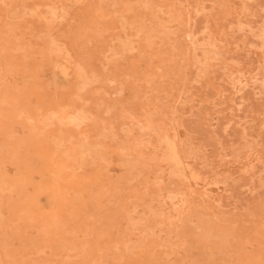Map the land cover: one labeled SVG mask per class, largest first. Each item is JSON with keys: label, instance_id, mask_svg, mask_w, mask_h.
I'll use <instances>...</instances> for the list:
<instances>
[{"label": "rangeland", "instance_id": "obj_1", "mask_svg": "<svg viewBox=\"0 0 264 264\" xmlns=\"http://www.w3.org/2000/svg\"><path fill=\"white\" fill-rule=\"evenodd\" d=\"M95 5L97 7L94 8L93 6ZM51 9L53 11H51ZM47 10H50L51 13ZM84 13L88 14L89 16ZM29 23L32 24L29 25ZM137 29L138 31H136ZM142 30H144V33ZM45 33H48V35H45ZM146 34L147 36L150 35V37L147 38ZM154 34L156 38L154 37ZM77 37L79 38L76 39ZM142 37H144V39ZM74 40L76 43L73 42ZM166 40H169V43ZM11 41L15 44H12ZM161 42L164 43L165 46H163L164 44ZM8 43L9 46H7ZM13 45H15V47ZM0 46H2L0 47V94H2L0 95V101H2V104L0 103V137H2L1 140L6 139L5 142H3L4 140H0V153L5 151L8 152H5L6 154L3 153L4 156L3 154L2 156L0 155V174L2 173L0 175V183L1 179L2 182L6 180L4 185L3 183L2 186L0 184V264H130L132 261L135 262L134 264H140L139 261L141 264H190V261L191 264H239V262L241 264H244L243 262L246 264H251L253 260L254 264L257 262L259 264H264V258L259 255L264 253V243H262L261 240L260 242L258 240L259 238L264 241V237H262L264 236V233H262L264 232V230H262L264 229V216H261L264 215V0H0ZM147 47L148 49L150 47L152 48L148 50ZM4 48H6L7 52L4 50ZM142 48H144V50ZM151 49H155L154 51L156 52L153 50L150 51ZM139 50L143 53H140ZM165 50L167 53H165ZM147 52L150 53L148 54ZM151 54H156V57L152 56ZM165 54L170 57H166ZM50 55L53 58H50ZM139 55L140 57H138ZM147 55L152 57L149 56V58H145ZM158 56L163 57L161 60L162 62L159 61ZM137 58L139 59L137 60ZM157 58L158 64L156 62ZM212 58L213 60H211ZM16 60L19 61L17 62ZM139 60L144 61L143 63H140ZM27 61H29L28 65L31 64V66L26 65ZM131 62H133V64ZM145 62L146 64L151 63V65L148 64V67H151V71L154 63L158 66L155 67L154 65L153 68L156 69L155 72H159V69L163 70L159 72L160 74L157 72L154 73V71L151 72V74L148 72L150 70ZM43 63L45 65H43ZM160 63L162 65L165 63L167 66H162ZM3 64H5V66H3ZM13 64L14 66H12ZM37 65L38 67H36ZM28 68L32 69L29 70ZM170 69L172 75L170 74ZM135 70L139 71V73H136ZM163 71H166L167 73H163L165 76L162 75ZM130 72L134 74L132 75ZM81 73L83 76H80ZM121 74L124 76L122 75L120 77L119 75ZM128 75H131V77ZM152 75L154 77H152ZM161 75L163 76L162 78ZM145 76H147V78ZM118 77H124L122 80L124 81L125 79L126 81L123 82ZM148 77L151 78L152 81ZM141 78L142 80H144V78L146 79L142 81ZM172 78L173 80H171ZM83 79H85L84 81L87 80L88 82L86 81V83H84ZM134 79L138 82H136ZM149 80L151 81L150 83ZM166 80L167 82H164V86L162 88L161 85H163V81ZM19 84L20 87L17 86ZM37 84L38 86H36ZM136 84L140 85L137 86ZM165 84L168 85L166 86ZM147 86L150 87L148 88ZM170 86L172 88H170ZM136 87H139V90L142 92V94H140L141 92ZM93 89L94 91L96 89L97 92H94ZM144 90L145 92H143ZM126 92L131 93V96H129V93ZM27 93L28 95L26 96ZM99 93H102L103 95H99ZM144 96L147 97L144 98ZM99 97L100 99H98ZM79 98L84 99L80 100ZM88 98L90 99L89 101ZM106 98H108V100ZM134 99L140 100L141 103ZM46 100L49 101H47L49 104L46 102ZM119 100H121V102L123 101V104H120ZM41 101H45L44 104ZM69 101H71V103ZM104 101L106 103H104ZM95 102L99 105L103 104V106L101 105L102 108L99 106V109L97 106L98 104ZM117 102L120 105H115ZM68 103L69 105H67ZM107 103H109V106ZM10 104H12V106ZM124 104L128 106L126 107ZM89 105L92 108H90ZM121 105L124 108L126 107V111L123 110L124 108ZM45 106L48 109H46ZM104 106L107 107L104 108ZM134 106L137 109H134ZM83 108L84 111H82ZM117 108L119 112L118 110L116 111ZM85 109H87L86 112ZM17 110H19V112ZM97 110H101V112ZM141 110L143 112H141ZM46 111L50 113L48 114ZM75 112L79 114V116ZM90 112H93L94 114L90 115ZM96 112L98 114H95ZM121 112H123V114ZM132 112H134L136 115H134ZM60 113H62V115ZM130 113H132L134 116L132 115L130 117ZM55 114H57L56 118L54 117ZM108 114L111 116V118ZM42 115L44 116L41 117ZM98 115L103 116V118L106 116L107 117L102 119L101 117L99 118ZM15 116H18V118ZM132 117L137 120L135 121L132 119ZM45 119L49 122H53L54 124H50ZM149 119L155 122L152 121L150 124L148 123L150 122ZM103 120L104 123L106 122L105 126L103 125ZM138 121L139 123L142 122L143 124L140 123V125ZM10 122H12V124ZM56 122H60L61 124L59 123V125ZM114 122L118 124H115ZM145 122H147V124H145ZM70 124H72V126ZM148 124H150V127ZM31 125L33 127L35 126L36 130L32 128ZM84 126L89 127L87 128ZM125 127H127L128 130L127 128L125 129ZM57 128H59V131ZM33 129L36 134L33 133ZM80 131L82 133H80ZM56 132L60 133V135ZM86 132L88 133L86 134ZM136 132L140 135L138 134V136ZM3 133L6 134L3 135ZM32 133L38 137L35 135L33 136ZM154 133H159L158 138ZM64 134L65 137L66 135L68 136L66 138L64 137L65 139L63 138ZM122 134L126 135L127 137ZM5 136L6 138H3ZM30 137L31 140L29 139ZM93 137L94 140L92 142L91 139H93ZM18 138L19 140H17ZM20 138L23 140H21L22 142L20 141ZM124 138L125 140H123ZM159 138L161 141H159ZM162 138L165 140L162 141ZM87 139L88 143H86ZM128 139L130 140L128 141ZM131 139L134 141L132 140L133 142H131ZM80 140H82V143H79V147V144L77 143L80 142ZM83 140L89 146H86L85 143H83ZM146 140H148V142ZM8 142H10L12 145L10 146ZM95 142H98V145L101 143V147L100 145L99 147H95L98 146L97 144L94 145ZM110 142H112L111 145H113L114 148L110 145ZM5 143L6 146H4ZM32 143H34L35 146L37 145L39 148H37V146L34 147ZM54 143L57 146H55ZM104 143H106L108 146L110 145V147L113 149H110V147L106 148ZM150 144L152 145L150 146ZM28 145L31 148H28ZM43 145H46L47 148L44 147L43 151H40V148L42 150ZM116 145H118V147ZM163 145H166V147ZM81 146L83 147L82 150ZM16 147H19L18 150ZM21 147H25V149ZM49 147L53 150H50ZM67 148L68 152L66 151ZM84 148L85 152L83 150ZM101 148L105 150V152ZM57 149L59 150V153L55 151ZM61 149H66L65 153H68V155L62 154L63 152H60ZM136 149H138L137 152ZM32 150L35 154L31 152ZM89 150H93V152L94 150L97 152L100 150V152L97 153L95 151L94 154H96L94 155L93 152L89 154ZM167 150L168 152L170 151L169 154ZM101 151H103L105 154ZM23 152H25L24 156L21 155ZM48 152L50 154H48ZM75 152L78 154L76 156L74 155L75 157H71V155L73 156ZM160 152H162V154ZM37 153L39 155H36ZM138 153H140V155L142 153V155L140 156ZM11 154L12 156L14 154L15 155L12 157ZM46 154L49 156L47 157ZM79 154L86 160L88 158L87 161L83 159V157L80 158V162H86L81 166L79 165L81 163L78 162L79 157H81ZM64 155H67V157ZM88 155L91 156L89 157ZM10 156L13 160L10 158ZM68 156L70 157L68 158ZM104 156L106 157L108 165L105 164L106 161H102L105 158ZM59 157L60 159L61 157L64 159H61V161ZM120 157L123 159V161ZM132 157L135 158V160ZM130 158L132 160H130ZM8 159H10V161ZM158 159H160V161ZM142 160L143 162L146 161V163L138 162ZM118 161H120V164L116 163ZM51 162L53 163V166L55 164V166L58 165V168L55 166L53 167ZM61 164H64L65 166ZM86 164H90L89 167ZM38 165L41 166L39 167ZM48 165L49 167L47 168ZM83 165L84 167L82 170ZM97 165L100 167L102 174L100 173L99 167ZM127 165H130V167ZM23 166H26L24 168L25 174L23 173ZM66 166H68L67 170ZM175 167L179 168L175 169ZM94 168H97V174L95 173L96 169ZM16 169L19 173L16 171ZM55 170L56 172H54ZM30 171L32 173H30ZM76 171H79L78 174ZM83 171L86 174H84ZM181 171H183V173ZM5 173L6 176H4ZM14 173H16V175ZM44 173L47 175V178H45L46 175L42 176ZM59 173L61 175L63 174V176L53 175ZM92 173H94V175ZM50 174L55 178H57V176L60 177V179H57L58 183H53L55 178L52 180V176ZM67 174H69V177ZM87 174L92 177L93 180H90V178L88 179ZM79 175H82V177ZM83 175L86 178H84ZM168 175L171 176L168 177ZM18 177L20 178L18 179ZM112 177L117 178L118 181H115V179L113 180ZM23 178L29 181H25ZM42 178L45 179L42 180ZM75 178H77V180ZM133 178L134 181L132 180ZM178 178L179 181L177 180ZM22 179L25 182H23ZM67 179L70 180L68 181ZM72 179L77 181V183L75 182V186L74 182H72ZM18 180L21 181L19 182ZM82 180L85 182L87 181L91 185L87 182L84 183ZM127 180L130 181L128 182ZM66 181L70 182V186H66V184H68ZM112 181H114V183ZM22 182L25 183V185ZM40 182L42 183L40 184ZM47 182L50 183L49 186L52 191L48 189L49 186ZM93 182L97 185H95ZM130 182L132 184H130ZM27 183L29 188L27 187ZM78 183L84 186L82 187ZM21 184L22 186H20ZM64 185L66 188H64ZM85 185L91 187L88 189V187L86 188ZM31 186L34 189L36 188V190L38 189L37 191H40H34ZM39 186H43L41 187L42 189H40ZM78 186L82 188H79ZM96 186H98V188ZM99 186L103 187L104 189ZM117 186H120L121 188H118ZM20 187L23 189L22 191L19 190L21 195L17 190V188L20 189ZM57 187H59V189ZM107 187H109L108 190ZM129 187L131 189L130 192L128 191ZM24 188L26 190H24ZM54 189L58 191V193L54 194V192H56L53 191ZM60 190H65L66 193L64 191L61 193ZM74 190L77 192L79 191L78 194H76ZM104 190H107L106 194L103 192L105 195H102V191ZM50 192H53L52 194L55 198L53 196H49L52 195ZM137 192H139V195ZM140 192L143 194H140ZM59 193H61V195H58ZM73 193L74 199L72 198ZM29 195H31V197H29ZM60 196L62 198H60ZM63 196L66 198L67 202L65 199L63 200ZM125 196L128 198L131 197L132 201ZM137 196H141L140 198L142 202ZM33 197H35V202L32 201ZM97 197L99 199H97ZM113 198L114 200H112ZM133 198L135 199L134 201ZM29 199L32 201V203H30L31 201ZM57 199L60 200V202H58ZM53 200H56L55 203ZM97 200L99 202H97ZM144 200L147 203H143ZM9 201L11 206L8 205ZM72 201L77 203L74 204ZM69 203H72L71 206H69ZM120 203L122 204L120 205ZM20 204H22L20 206L21 209L19 207ZM30 204H32V206ZM48 204L50 205L48 206ZM59 204L61 205L58 206ZM85 204H87L89 207L85 206L84 209ZM80 205H82V208L78 209V206L81 207ZM57 206L59 207L58 209ZM108 206L110 208H108ZM68 208H70V210ZM131 208L133 209L130 211ZM194 209H196V212H194ZM65 210L66 212H64ZM125 210L128 213H125ZM52 211L54 214H51ZM185 211L187 213H185ZM114 212H117L115 213L117 216L114 214ZM121 212L122 214H120ZM198 213H201L200 215L202 216H200ZM190 214L192 215V218L190 217ZM40 215L41 219H44L45 221L39 219ZM196 215H199L198 217L202 220L198 219ZM214 215H216L217 218H215L216 216L214 217ZM48 218L51 220L48 221ZM73 218L75 220H73ZM210 218H214L212 220L213 222H211ZM106 219L108 220L106 221ZM129 219H132L131 221L133 224H130L131 221ZM145 219L149 222L155 220L153 222L154 224L152 222L149 223L152 225L150 227ZM216 220L219 221H217L219 223L218 225ZM245 220L247 222H251V224H247ZM224 221L227 223L230 221L231 224L229 223L227 225L226 222V224H224ZM47 222H49V224ZM83 222L85 223L84 227L82 225ZM136 222H139V225L136 224ZM233 222L235 224H233ZM207 223H209L210 227H208ZM46 224H48V227ZM62 224L65 226V228H63L64 226ZM222 224L225 226L223 227ZM92 225L95 226L93 227ZM213 226H216L215 228L218 231H214L215 228ZM211 227L213 231L211 230ZM69 228H72L71 233V229ZM73 228L76 231H74ZM139 228L142 229V232H140ZM207 228H210L209 230L212 234H209L210 231ZM222 228L229 230V235L227 237V232L225 233L223 231L226 229ZM127 229H129V231ZM258 229H260V231ZM64 230H66L69 234L65 233L66 231L64 232ZM132 230L133 232H131ZM207 231L208 233H206ZM44 232L45 234L43 235ZM61 232L63 234H61ZM150 232L151 234H149ZM193 232H197V235H195L196 233ZM213 232H215V234ZM230 232L234 236H231ZM198 234L201 235L199 236ZM205 234L207 239H211H209V242L211 241L210 243H212L214 239L216 241L210 245L208 240L205 239L206 237L204 238ZM73 235L75 236L73 237ZM142 235L144 237H142ZM218 235L221 237L223 236L224 238L222 239L220 237L218 240ZM257 235H259L258 238ZM251 237L254 238L253 241ZM81 238L83 239V242ZM203 238L205 241H203ZM247 238L248 240H246ZM255 238H257V240ZM86 239L87 241H85ZM182 239L184 241H182ZM194 240L196 242H203L197 243L201 245L199 246ZM121 241V244L123 245L120 247L118 242L120 243ZM190 241L191 244H193L191 245L192 247L189 245ZM235 241H239L241 243L240 245L238 242L239 244L237 249L233 248V246L237 244ZM248 241L252 243L248 244ZM174 242H177V245L176 243L173 244ZM225 243L228 244V247L225 245ZM260 243L262 245H260ZM138 244L144 245L143 247L148 248H143ZM175 245L176 248L174 247ZM178 245L180 248H178ZM194 245H197L198 247L196 246V248H194ZM223 245H225L227 248ZM182 246L184 248H181ZM234 247H236V245ZM181 249L182 252H186L191 258L186 253H183L184 255L182 254L180 256L182 253ZM187 249L188 251H186ZM67 250L71 251L68 253ZM164 250L168 251V253L166 252L164 254ZM122 253L125 254L122 255ZM127 253L129 255V259L126 257L128 256L126 255ZM253 254L256 256L255 258ZM147 255L151 256L146 257ZM186 255L189 258H187ZM140 256L141 260L138 259ZM262 256H264V254H262ZM130 257H136L135 259L138 263L133 260L134 258ZM181 258H186V260H182ZM201 258H203V261ZM240 258L242 260H240ZM249 258L251 262H249ZM205 259L207 260L206 262H204ZM153 260L154 262L156 261V263H153ZM188 260L190 261L188 262ZM226 260L228 263H224Z\"/></svg>", "mask_w": 264, "mask_h": 264}, {"label": "bare ground", "instance_id": "obj_2", "mask_svg": "<svg viewBox=\"0 0 264 264\" xmlns=\"http://www.w3.org/2000/svg\"><path fill=\"white\" fill-rule=\"evenodd\" d=\"M22 1H23V0H22ZM91 2H92V1H91ZM144 4H145V3H144ZM20 5H23V4H20ZM38 6H39V5H38ZM43 6H44V5H43ZM89 6H90V5H89ZM35 7H36V5H35ZM48 7H49V6H48ZM93 7L95 8V7H97V6L95 5V6H93ZM15 9H17V8H15ZM45 9H46V8H45ZM85 9H87V8H85ZM41 10H42V9H41ZM88 10H89V9H88ZM88 10H87V11H88ZM29 11H30V10H29ZM43 11H45V10H43ZM47 11L50 12V10H47ZM51 11H53V10L51 9ZM92 11H93V10H92ZM38 12H39V11H38ZM93 12H94V11H93ZM160 12H161V11H160ZM39 13H40V12H39ZM39 13H38V14H39ZM45 13H47V12H45ZM45 13H43V14H45ZM50 13H51V12H50ZM86 13H88V12H86ZM86 13H84V14H86ZM47 14H48V13H47ZM88 14H89V13H88ZM88 14H86V15H88ZM40 15H41V14H40ZM40 15H39V16H40ZM45 15H46V14H45ZM51 15H52V14H51ZM31 16H32V15H31ZM42 16H43V15H42ZM88 16H89V15H88ZM90 16H91V15H90ZM35 17H36V16H35ZM40 17H41V16H40ZM43 17H44V16H43ZM33 18H34V17H33ZM36 18H38V17H36ZM44 19H45V18H44ZM90 19H91V18H90ZM235 19H236V18H235ZM37 20H38V19H37ZM44 21H45V20H44ZM53 22H54V21H53ZM112 22H113V21H112ZM31 24H32V23H31ZM31 24L29 23V25H31ZM109 24H110V23H109ZM36 25H38V24H36ZM112 25H113V24H112ZM34 26H35V24H34ZM38 26H39V25H38ZM44 26H45V25H44ZM80 26H81V25H80ZM240 26H241V25H240ZM107 27H108V26H107ZM115 27H116V26H115ZM32 28H33V26H32ZM44 28H45V27H44ZM109 28H111V27H109ZM116 28H117V27H116ZM137 28H138V27H137ZM236 28H237V27H236ZM34 29H35V28H34ZM139 29H140V28H139ZM163 29H164V28H163ZM222 29H223V28H222ZM101 30H102V29H101ZM136 31H138V29H137ZM143 31H144V30H142V32H143ZM147 32H148V30H147ZM149 32H150V31H149ZM259 32H260V31H259ZM7 33H8V32H7ZM79 33H80V32H79ZM143 33H144V32H143ZM143 33H142V34H143ZM145 33H146V30H145ZM150 33H151V32H150ZM162 33H163V32H162ZM225 33H226V32H225ZM249 33H250V32H249ZM46 34L48 35V33H45V35H46ZM147 34H148V33H147ZM147 34H146V36H147ZM151 34H152V33H151ZM158 34H159V33H158ZM139 35H140V33H139ZM186 35H187V34H186ZM208 35H209V34H208ZM221 35H222V34H221ZM228 35H229V34H228ZM78 36H79V35H78ZM144 36H145V35H144ZM151 36H152V35H151ZM226 36H227V35H226ZM261 36H262V35H261ZM50 37H51V36H50ZM50 37H49V38H50ZM149 37H150V35L147 36V38H149ZM152 37H153V36H152ZM154 37H155V34H154ZM74 38H75V36H74ZM78 38H79V37H77L76 39H78ZM142 38L144 39V37H142ZM155 38H156V37H155ZM192 38H193V37H192ZM257 38H259V37H257ZM53 39H54V38H53ZM76 39H75V40H76ZM167 39H168V38H167ZM3 40H4V39H3ZM75 40H74L73 42L76 43ZM8 41H9V40H8ZM77 41H78V40H77ZM140 41H141V40H140ZM161 41H162V40H161ZM166 41H167V40H166ZM168 41H169V40H168ZM168 41H167V42H168ZM11 42H12V41H11ZM52 42H53V41H52ZM80 42H81V41H80ZM164 42H165V40H164ZM213 42H214V41H213ZM9 43H10V42H9ZM9 43H8V45H7V44H6V45L9 46ZM49 43H50V42H49ZM137 43H139V42H137ZM144 43H145V42H144ZM161 43H162V42H161ZM168 43H169V42H168ZM170 43H171V42H170ZM195 43H196V41H195ZM4 44H5V41H4ZM12 44H15V43L12 42ZM57 44H58V42H57ZM59 44H60V43H59ZM162 44H164V43H162ZM213 44H214V43H213ZM43 45H44V44H43ZM43 45H42V46H43ZM74 45H75V44H74ZM137 45H139V44H137ZM166 45H167V44H166ZM169 45H171V44H169ZM192 45H193V44H192ZM2 46H4V45H2ZM2 46H0V47H2ZM13 46L15 47V45H13ZM139 46H140V45H139ZM151 46H152V45H151ZM163 46H165V44H164ZM193 46H194V45H193ZM193 46H192V47H193ZM222 46H223V45H222ZM5 47H6V46H5ZM45 47H46V45H45ZM145 47H146V46H145ZM169 47H170V46H169ZM208 47H209V46H208ZM29 48H30V47H29ZM135 48H136V47H135ZM150 48H152V47H150ZM150 48H149V49H150ZM163 48H164V47H163ZM41 49H42V47H41ZM136 49H138V48H136ZM139 49H140V48H139ZM142 49L144 50V48H142ZM142 49H141V50H142ZM145 49H146V48H145ZM147 49H148V47H147ZM149 49H148V50H149ZM159 49H160V48H159ZM170 49H171V47H170ZM193 49H194V48H193ZM256 49H257V47H256ZM4 50L6 51V48H4ZM44 50H45V49H44ZM152 50H153V49H151L150 51H152ZM154 50H155V49H154ZM154 50H153V51H154ZM161 50H162V49H161ZM8 51H9V50H8ZM39 51H40V50H39ZM157 51H158V50H157ZM170 51H171V50H170ZM6 52H7V51H6ZM139 52H140V50H139ZM141 52H142V51H141ZM141 52H140V53H141ZM154 52H156V51H154ZM158 52H159V51H158ZM163 52H164V51H163ZM35 53H36V52H35ZM137 53H138V50H137ZM142 53H143V52H142ZM147 53H148V52H147ZM147 53H146V54H147ZM149 53H150V52H149ZM149 53H148V54H149ZM151 53H152V52H151ZM165 53H167L166 50H165ZM9 54H10V53H9ZM152 54H153V53H152ZM152 54H151V55H152ZM160 54H163V53H160ZM204 54H205V53H204ZM209 54H210V53H209ZM34 55H35V54H34ZM137 55H138V54H137ZM141 55H142V54H141ZM155 55H156V54H155ZM155 55H152V56H155ZM157 55H158V54H157ZM9 56H10V55H9ZM11 56H12V55H11ZM113 56H114V55H113ZM149 56H150V55H149ZM149 56L147 55V56H145V58H146V57L149 58ZM152 56H150V57H152ZM160 56H162V55H160ZM160 56H158L159 61H161L162 58H163V57H160ZM165 56L167 57L168 55L165 54ZM185 56H186V55H185ZM206 56H208V55H206ZM2 57H3V56H2ZM138 57H140V55H139ZM155 57H156V56H155ZM168 57H170V56H168ZM46 58H47V57H46ZM50 58H53V57H51V55H50ZM141 58H142V57H141ZM143 58H144V56H143ZM143 58H142V59H143ZM158 58H157V60H156L157 64H158ZM12 59H13V58H12ZM29 59H30V58H29ZM29 59H28V60H29ZM40 59H41V58H40ZM40 59H39V61H40ZM138 59H139V58H137V60H138ZM150 59H152V58H150ZM150 59H149V60H150ZM22 60H23V58H22ZM32 60H33V59H32ZM50 60H51V59H50ZM165 60H166V59H165ZM165 60H164V61H165ZM167 60H168V59H167ZM172 60H173V59H172ZM203 60H204V59H203ZM208 60H209V59H208ZM211 60H213V58H212ZM211 60H210V61H211ZM14 61H15V59H14ZM14 61H13V62H14ZM16 61H17V60H16ZM18 61H19V60H18ZM18 61H17V62H18ZM24 61H25V60H24ZM30 61H31V59H30ZM46 61H47V60H46ZM139 61H140V60H139ZM139 61H138V62H139ZM143 61H144V60H143ZM143 61H140V63H141V62L143 63ZM164 61H163V62H164ZM3 62H4V61H3ZM31 62H32V61H31ZM33 62H34V61H33ZM37 62H38V61H37ZM147 62H148V59H147ZM161 62H162V61H161ZM26 63H27L26 65H28V64H29V61H27ZM35 63H36V62H35ZM131 63L133 64V62H131ZM167 63H168V62H167ZM132 64H131V65H132ZM145 64H146V62H145ZM148 64L151 65V63H148ZM148 64H146L147 67H148ZM160 64H161V63H160ZM160 64H159V65H160ZM257 64H258V63H257ZM35 65H36V64H35ZM38 65H39V63H38ZM38 65H37L36 67H38ZM43 65H45V64L43 63ZM54 65H55V63H54ZM154 65H155V63L153 64V67H154ZM161 65H162V64H161ZM164 65H165V63H163L162 66H164ZM3 66H5V64H3ZM12 66H14V64H13ZM12 66H11V68H12ZM21 66H23V65H21ZM21 66H20V67H21ZM28 66H31V64L28 65ZM79 66H80V65H79ZM137 66H138V65H137ZM156 66H157V65H155V67H156ZM166 66H167V65H165V67H166ZM153 67H152V71L150 70L151 67H150V68L148 67L149 70H150V71H148L149 73H151V72H153V71H154V73L157 72V71L155 72L156 69H154ZM157 67H158V66H157ZM22 68H23V67H22ZM52 68H55V67H52ZM159 68H160V66H159ZM168 68H169V67H168ZM170 68H171V66H170ZM259 68H260V67H259ZM28 69L30 70V69H32V68H28ZM28 69H26V70H28ZM35 69H36V68H35ZM82 69H83V68H82ZM103 69H104V68H103ZM137 69H138V67H137ZM153 69H154V70H153ZM2 70H3V69H2ZM14 70H15V69H14ZM24 70H25V69H24ZM33 70H34V69H33ZM140 70H141V69H140ZM159 70L161 71V70H163V69H159ZM167 70H168V69H167ZM204 70H205V69H204ZM73 71H74V70H73ZM122 71H123V70H122ZM126 71H127V70H126ZM130 71H131V70H130ZM135 71H136V73H137V72L139 73V71H137V70H135ZM135 71H134V72H135ZM160 71H159V72H160ZM196 71H197V69H196ZM224 71H225V70H224ZM26 72H27V71H26ZM91 72H92V71H91ZM159 72H157V73H159ZM4 73H5V72H4ZM116 73H117V72H116ZM116 73H115V74H116ZM121 73H122V72H121ZM127 73H128V71H127ZM127 73H126V74H127ZM130 73H132V72H130ZM130 73H129V74H130ZM136 73H135V75H136ZM146 73H147V72H146ZM163 73H166V71H165V72H164V71L162 72V75L165 76ZM77 74H78V73H77ZM84 74H85V73H84ZM119 74H120V73H119ZM133 74H134V73H132V75H133ZM143 74H144V73H143ZM147 74H148V73H147ZM151 74H152V73H151ZM159 74H160V73H159ZM166 74H167V73H166ZM170 74H171V69H170ZM13 75H14V74H13ZM81 75L83 76L82 73L80 74V76H81ZM122 75H123V74H121V75H119V76L121 77ZM156 75H157V74H156ZM162 75H161V78L163 77ZM171 75H172V74H171ZM178 75H179V74H178ZM239 75H240V74H239ZM115 76H116V75H115ZM123 76H124V75H123ZM128 76L131 77V75H128ZM128 76H127V77H128ZM139 76H140V75H139ZM143 76H144V75H143ZM148 76H149V75H148ZM157 76H158V75H157ZM159 76H160V75H159ZM176 76H177V75H176ZM224 76H225V75H224ZM116 77H117V76H116ZM145 77L147 78V76H145ZM150 77H151V76H150ZM152 77H154V76L152 75ZM155 77H156V76H155ZM83 78H84V77H83ZM85 78H86V77H85ZM118 78H119V77H118ZM122 78H124V77H122ZM122 78H119V79L122 80ZM132 78H133V77H132ZM136 78H137V76H136ZM136 78H135V79H136ZM146 78H144V80H145ZM148 78H149V77H148ZM230 78H231V77H230ZM86 79H87V78H86ZM127 79H128V78H127ZM135 79H134V80H135ZM139 79H140V78H139ZM149 79L151 80V78H149ZM158 79H159V78H158ZM232 79H233V78H232ZM84 80H85V79H83V81H84ZM137 80H138V78H137ZM141 80H142V78H141ZM144 80H142V81H144ZM147 80H148V79H147ZM150 80H149V83L152 81V80H151V81H150ZM161 80H162V79H161ZM171 80H173V78H172ZM81 81H82V80H81ZM86 81H87V80H86ZM86 81H84V83H86ZM122 81H123V80H122ZM124 81H126V80L124 79ZM124 81H123V82H124ZM135 81H136V80H135ZM142 81H141V82H142ZM158 81H159V80H158ZM2 82H3V80H2ZM54 82H55V81H54ZM87 82H88V81H87ZM116 82H117V81H116ZM119 82H120V81H119ZM123 82H122V83H123ZM131 82H132V81H131ZM131 82H130V83H131ZM136 82H138V81H136ZM141 82H140V83H141ZM164 82H167V80H166V81H163V85H161L162 88H163V86H164ZM23 83H24V82H23ZM32 83H33V82H32ZM89 83H90V82H89ZM92 83H93V82H92ZM134 83H135V82H134ZM146 83H147V82H146ZM146 83H145V84H146ZM168 83H170V82H168ZM172 83H173V81H172ZM188 83H189V82H188ZM87 84H88V83H87ZM125 84H126V83H125ZM159 84H160V83H159ZM161 84H162V83H161ZM170 84H171V83H170ZM24 85H25V84H24ZM75 85H76V84H75ZM88 85H89V84H88ZM101 85H102V84H101ZM134 85H135V84H134ZM136 85H137V84H136ZM138 85H140V84H138ZM138 85H137V86H138ZM149 85H150V84H149ZM165 85H166V84H165ZM167 85H168V84H167ZM167 85H166V86H167ZM4 86H5V83H4ZM17 86L20 87V84L17 85ZM32 86H33V85H32ZM32 86H31V87H32ZM36 86H38V84H37ZM86 86H87V85H86ZM86 86H85V87H86ZM121 86H122V85H121ZM124 86H125V85H124ZM150 86H151V85H150ZM150 86H149V87H150ZM0 87H1V86H0ZM147 87H148V86H147ZM149 87H148V88H149ZM173 87H174V86H173ZM24 88H25V87H24ZM24 88H23V89H24ZM36 88H38V87H36ZM44 88H45V87H44ZM73 88H74V87H73ZM125 88H126V86H125ZM136 88H138V90H139V87H136ZM140 88H141V87H140ZM142 88H143V87H142ZM144 88H145V87H144ZM151 88H152V87H151ZM168 88H169V87H168ZM168 88H167V90H168ZM170 88H172V87L170 86ZM0 89H1V88H0ZM29 89H30V87H29ZM96 89H97V88H96ZM96 89H95V91H94V89H93V91H94V92H97ZM98 89H99V88H98ZM103 89H104V88H103ZM126 89H127V88H126ZM128 89H129V88H128ZM164 89H165V88H164ZM83 90H84V89H83ZM99 90H100V89H99ZM148 90H149V89H148ZM102 91H103V90H102ZM130 91H131V89H130ZM132 91H133V88H132ZM139 91H140V90H139ZM139 91H138V92H139ZM27 92H28V90H27ZM136 92H137V91H136ZM140 92H141V91H140ZM143 92H145V90H144ZM1 93H2V92H1ZM92 93H93V92H92ZM117 93H118V92H117ZM126 93H129V92H126ZM134 93H135V92H134ZM149 93H150V91H149ZM4 94H5V93H4ZM72 94H73V93H72ZM94 94H95V93H94ZM100 94H102V93H99V95H100ZM130 94H131V93H129V96H131ZM140 94H142V92H141ZM0 95H2V94H0ZM27 95H28V93L26 94V96H27ZM29 95H30V94H29ZM41 95H42V94H41ZM102 95H103V94H102ZM147 95H148V94H147ZM3 96H5V95H3ZM3 96H2V97H3ZM106 96H107V95H106ZM129 96H128V99H129ZM5 97H6V96H5ZM94 97H95V96H94ZM94 97H93V98H94ZM138 97H139V96H138ZM138 97H137V98H138ZM145 97H147V96H144V98H145ZM54 98H55V97H54ZM96 98H97V97H96ZM96 98H95V99H96ZM109 98H110V97H109ZM125 98H126V97H125ZM6 99H7V98H6ZM51 99H52V98H51ZM56 99H57V98H56ZM66 99H67V98H66ZM79 99H80V98H79ZM79 99H78V100H79ZM81 99H82V98H81ZM81 99H80V100H81ZM83 99H84V98H83ZM83 99H82V100H83ZM98 99H100V97H99ZM106 99L108 100V98H106ZM0 100H1V99H0ZM2 100H3V98H2ZM9 100H10V99H9ZM40 100H41V99H40ZM54 100H55V99H54ZM78 100H77V101H78ZM89 100H90V99L88 98V101H89ZM109 100H110V99H109ZM134 100H137V99H134ZM26 101H27V100H26ZM47 101H48V100H46V102H47ZM75 101H76V100H75ZM101 101H102V100H101ZM119 101H120V104L123 102V101L121 102V100H119ZM137 101L141 103L140 100H137ZM137 101H136V102H137ZM145 101H146V100H145ZM1 102H2V101H0V103H1ZM4 102H5V101H4ZM4 102H3V104H4ZM14 102H15V101H14ZM14 102H13V103H14ZM41 102H42V101H41ZM44 102H45V101H43L42 103L44 104ZM48 102H49V101H48ZM48 102H47V103H48ZM69 102L71 103V101H69ZM78 102H79V101H78ZM86 102H87V100H86ZM98 102H99V101H98ZM111 102H112V101H111ZM184 102H185V101H184ZM7 103H8V102H7ZM24 103H25V102H24ZM73 103H74V102H73ZM73 103H72V105H73ZM79 103H80V102H79ZM93 103H94V102H93ZM95 103H96V102H95ZM101 103H102V102H101ZM104 103H106V102L104 101ZM127 103H128V100H127ZM133 103H134V102H133ZM1 104H2V103H1ZM48 104H49V103H48ZM50 104H51V103H50ZM65 104H66V103H65ZM90 104H91V103H90ZM96 104H98V103H96ZM108 104H109V103H107V105H108ZM118 104H119V103L117 102V104H115V105H118ZM120 104H119V105H120ZM122 104H123V103H122ZM125 104H126V103H125ZM125 104H124V105H125ZM142 104H144V103H142ZM142 104H141V105H142ZM145 104H146V103H145ZM10 105L12 106V104H10ZM67 105H69V103H68ZM92 105H93V104H92ZM94 105H95V104H94ZM101 105L103 106V104H101ZM101 105L98 104V105H97L98 108H99V106L102 108ZM104 105H106V104H104ZM129 105H130V103H129ZM131 105H132V104H131ZM50 106H51V105H50ZM50 106H49V108H50ZM63 106H64V105H63ZM108 106H109V105H108ZM121 106H122V105H121ZM121 106H120V107H121ZM125 106H126V105H125ZM127 106H128V105H127ZM127 106H126V107H127ZM135 106H136V105H135ZM135 106H134V107H135ZM137 106H138V105H137ZM27 107H28V106H27ZM45 107H46V106H45ZM58 107H60V106H58ZM58 107H57V108H58ZM82 107H83V106H82ZM82 107H81V108H82ZM89 107H90V105H89ZM105 107H107V106H104V108H105ZM115 107H117V106H115ZM122 107H123V106H122ZM122 107H121V108H122ZM126 107H125V108L123 107V108H124L123 110L126 111ZM1 108H2V107H1ZM5 108H6V107H5ZM35 108H36V106H35ZM77 108H78V107H77ZM90 108H92V107H90ZM98 108H97V109H98ZM121 108H120V109H121ZM128 108H129V107H128ZM128 108H127V110H128ZM22 109H23V108H22ZM30 109H31V108H30ZM36 109H37V108H36ZM46 109H48V108L46 107ZM61 109H62V107H61ZM87 109H88V107H87ZM87 109H85V112L87 111ZM94 109H95V108H94ZM99 109H100V108H99ZM134 109H137V108L135 107ZM140 109H141V108H140ZM140 109H139V110H140ZM19 110H20V109H19ZM19 110H17V111L19 112ZM40 110H41V109H40ZM49 110H50V109H49ZM95 110H96V109H95ZM101 110H102V109H101ZM101 110H100V111L97 110V111L101 112ZM109 110H110V109H109ZM117 110H118V108L116 109V111H117ZM121 110H122V109H121ZM123 110H122V111H123ZM132 110H133V107H132ZM20 111H21V110H20ZM36 111H37V110H36ZM47 111H48V110H47ZM47 111H46V112H47ZM55 111H57V110H55ZM62 111H63V110H62ZM82 111H84V108H83ZM128 111H129V110H128ZM134 111H135V110H134ZM136 111H137V110H136ZM13 112H14V111H13ZM15 112H16V111H15ZM23 112H24V111H23ZM32 112H33V111H32ZM38 112H39V111H38ZM57 112H58V111H57ZM77 112H78V111H77ZM109 112H111V111H109ZM109 112H108V113H109ZM118 112H119V110H118ZM141 112H143V111L141 110ZM47 113H48V112H47ZM49 113H50V112H49ZM49 113H48V114H49ZM75 113H76V112H75ZM112 113H113V112H112ZM112 113H110V114H112ZM115 113H116V112H115ZM115 113H114V114H115ZM121 113L123 114V112H121ZM132 113L134 114V112H132ZM132 113H130L131 115L129 114L130 117L133 115ZM11 114H12V113H11ZM21 114H22V113H21ZM35 114H36V113H35ZM60 114L62 115V113H60ZM76 114H77V113H76ZM80 114H81V113H80ZM88 114H89V113H88ZM91 114H94V113H93V112H92V113L90 112V115H91ZM95 114H98V113L96 112ZM114 114H113V115H114ZM127 114H128V112H127ZM140 114H141V113H140ZM50 115H51V114H50ZM56 115H57V114L54 115L55 118H56ZM77 115L79 116V114H77ZM100 115H101V114H100ZM108 115H109V114H108ZM129 115H127V116H129ZM134 115H136V114H134ZM134 115H133V116H134ZM43 116H44V115H42L41 117H43ZM51 116H52V115H51ZM63 116H64V114H63ZM73 116H74V115H73ZM83 116H84V115H83ZM94 116H95V115H94ZM98 116H99V115H98ZM109 116H110V115H109ZM115 116H116V114H115ZM141 116H142V115H141ZM145 116H146V115H145ZM4 117H5V116H4ZM15 117L18 118V116H15ZM15 117H13V118H15ZM92 117H93V115H92ZM100 117H101L102 119H104V118H106L107 116L104 117V118H103V116H99V118H100ZM122 117H123V116H122ZM122 117H121V118H122ZM124 117H125V116H124ZM137 117H140V116H137ZM149 117H150V116H149ZM13 118H12V119H13ZM58 118H59V117H58ZM61 118H62V117H61ZM67 118H68V115H67ZM81 118H82V115H81ZM83 118H84V117H83ZM110 118H111V116H110ZM115 118H116V117H115ZM118 118H120V117H118ZM128 118H129V117H128ZM1 119H2V118H1ZM3 119H5V118H3ZM25 119H27V118H25ZM37 119H38V118H37ZM41 119H42V118H41ZM52 119H53V117H52ZM69 119H70V118H69ZM74 119H75V118H74ZM112 119H113V116H112ZM116 119H117V118H116ZM132 119H134L135 121L137 120V119H135V118H133V117H132ZM153 119H154V118H153ZM9 120H10V119H9ZM29 120H30V119H29ZM42 120H43V119H42ZM45 120H46V119H45ZM56 120H60V119H56ZM56 120H54V121H56ZM63 120H64V119H63ZM82 120H84V119H82ZM99 120H100V119H99ZM149 120H150V119H149ZM5 121H6V120H5ZM25 121H26V120H25ZM31 121H32V120H31ZM39 121H40V119H39ZM46 121H47V120H46ZM50 121H51V120H50ZM61 121H62V120H61ZM61 121H60V122H61ZM79 121H80V120H79ZM90 121H92V120H90ZM100 121H101V120H100ZM115 121H116V120H115ZM145 121H147V120H145ZM152 121H153V120H150V122H148V121H147V122L151 124ZM7 122H8V121H7ZM15 122H16V121H15ZM36 122H37V121H36ZM42 122H43V121H42ZM47 122H49V121H47ZM60 122H59V123H60ZM71 122H72V121H71ZM123 122H124V121H123ZM130 122H131V121H130ZM147 122H145V124H147ZM153 122H155V121H153ZM10 123L12 124V122H10ZM38 123H39V122H38ZM49 123L51 124V123H53V122H49ZM49 123H48V124H49ZM56 123H58V122H56ZM59 123H58V124H59ZM61 123H62V122H61ZM61 123H60V124H61ZM66 123H67V122H66ZM68 123H69V122H68ZM103 123H104V120H103ZM105 123H106V122H105ZM105 123L103 124L104 126H105ZM107 123H108V122H107ZM114 123H115V122H114ZM138 123H139V121H138ZM140 123H142V122H140ZM140 123H139V124H140ZM8 124H9V122H8ZM31 124H32V123H31ZM53 124H54V123H53ZM60 124H59V125H60ZM63 124H64V122H63ZM72 124H73V123H72ZM72 124H70V125L72 126ZM78 124H79V123H78ZM78 124H77V125H78ZM80 124H81V123H80ZM115 124H118V123H115ZM115 124H113V125H115ZM121 124H122V123H121ZM121 124H120V125H121ZM142 124H143V123H142ZM145 124H144V125H145ZM150 124H148L149 127H150ZM154 124H156V123H154ZM27 125H28V124H27ZM41 125H42V124H41ZM81 125H83V124H81ZM106 125H107V124H106ZM140 125H141V124H140ZM8 126H9V125H8ZM28 126H29V125H28ZM79 126H80V125H79ZM111 126H112V125H111ZM31 127L35 129V126L33 127V126L31 125ZM31 127H29V128H31ZM57 127H58V125H57ZM62 127H63V126H62ZM84 127H87V126H84ZM88 127H89V126H88ZM88 127H87V128H88ZM113 127H114V126H113ZM32 128H31V129H32ZM59 128H61V127H59ZM59 128H57L58 131H59ZM64 128H65V127H64ZM74 128H75V127H74ZM96 128H99V127H96ZM115 128H116V126H115ZM126 128H127V127H125V129H126ZM138 128H139V127H138ZM34 129H33V131H34ZM102 129H103V128H102ZM118 129H119V127H118ZM140 129H141V128H140ZM145 129H146V128H145ZM155 129H157V128H155ZM35 130H36V129H35ZM68 130H69V128H68ZM75 130H79V129H75ZM80 130H81V129H80ZM91 130H92V129H91ZM113 130H114V128H113ZM127 130H128V128H127ZM158 130H159V129H158ZM31 131H32V130H31ZM33 131H32V132H33ZM61 131H62V129H61ZM85 131H87V130H85ZM85 131H83V132H85ZM94 131H95V130H94ZM122 131H123V130H122ZM138 131H139V130H138ZM152 131H153V130H152ZM156 131H157V130H156ZM76 132H77V131H76ZM96 132H97V131H96ZM115 132H117V131H115ZM128 132H129V131H128ZM154 132H155V131H154ZM159 132H160V131H159ZM6 133H7V132H6ZM6 133H3V135L6 134ZM8 133H9V132H8ZM24 133H25V132H24ZM29 133H30V132H29ZM33 133H35V131H34ZM33 133H32V135L34 136L36 133H35V134H33ZM56 133H57V132H56ZM62 133H63V132H62ZM80 133H82V132L80 131ZM87 133H88V132H86V134H87ZM94 133H95V132H94ZM108 133H109V132H108ZM108 133H107V134H108ZM121 133H122V132H121ZM136 133H137V132H136ZM19 134H20V133H19ZM30 134H31V133H30ZM57 134L60 135V133H57ZM65 134H67V133H65ZM65 134H64L63 138L65 137ZM68 134H69V133H68ZM73 134H74V133H73ZM73 134H72V135H73ZM92 134H93V133H92ZM92 134H91V135H92ZM130 134H131V133H130ZM138 134H139V133H137V135H138ZM152 134H153V133H152ZM154 134H155V133H154ZM11 135H14V134H11ZM17 135H18V134H17ZM20 135H21V134H20ZM23 135H25V134H23ZM59 135H57V136H59ZM61 135H62V134H61ZM89 135H90V134H89ZM89 135H88V136H89ZM95 135H96V134H95ZM95 135H94V137H95ZM115 135H116V134H115ZM118 135L120 136L119 133H118ZM122 135H124V134H122ZM128 135H129V134H128ZM139 135H140V134H139ZM139 135H138V136H139ZM155 135H157V138H158L159 133H158V134H155ZM9 136H10V135H9ZM35 136H37V135H35ZM76 136H77V134H76ZM92 136H93V135H92ZM124 136H126V135H124ZM131 136H132V135H131ZM138 136H137V137H138ZM21 137H22V136H21ZM37 137H38V136H37ZM37 137H36V138H37ZM59 137H60V136H59ZM66 137H68V136L66 135ZM66 137H65V138H66ZM69 137H71V136H69ZM90 137H91V136H90ZM94 137H93V139H91L92 142H93V140H94ZM100 137H101V136H100ZM126 137H127V136H126ZM128 137H130V136H128ZM173 137H174V136H173ZM3 138H6V136L3 137ZM8 138H10V137H8ZM16 138H17V137H16ZM22 138H23V137H22ZM57 138H58V137H57ZM65 138H64V139H65ZM86 138H87V136H86ZM91 138H92V137H91ZM131 138H132V137H131ZM133 138H135V137H133ZM163 138H164V137H163ZM163 138H162V141L165 140V139H163ZM1 139H2V137H0V140H1ZM12 139H13V138H12ZM29 139L31 140V137H30ZM38 139H39V138H38ZM59 139H60V138H59ZM59 139H57V140H59ZM96 139H97V138H96ZM107 139H108V138H107ZM137 139H138V138H137ZM150 139H151V138H150ZM159 139H160V138H159ZM3 140H4V141H3ZM3 140H1V141L5 142L6 139H3ZM10 140H11V139H10ZM17 140H19V138H18ZM21 140H22V139L20 138V141H21ZM27 140H28V139H27ZM62 140H63V139H62ZM62 140H60V141H62ZM67 140H68V139H67ZM73 140H74V139H73ZM98 140H99V139H98ZM123 140H125V138H124ZM123 140H121V141H123ZM129 140H130V139H128V141H129ZM132 140H133V139H131V142L134 141V140H133V141H132ZM167 140H168V139H167ZM22 141H23V140H22ZM22 141H21V142H22ZM32 141H34V140H32ZM39 141H40V140H39ZM60 141H59V142H60ZM63 141H64V140H63ZM63 141H62V142H63ZM71 141H72V140H71ZM77 141H78V140H77ZM81 141H82V140H80V142H78L77 144L82 143ZM146 141L148 142V140H146ZM157 141H158V140H157ZM159 141H161V139H160ZM12 142H13V141H12ZM16 142H17V141H16ZM54 142H55V141H54ZM56 142H58V141H56ZM89 142H90V141H89ZM92 142H91V143H92ZM98 142H100V141H98ZM98 142H95L94 145L97 144ZM131 142H130V143H131ZM135 142H136V141H135ZM154 142H156V141H154ZM68 143H69V141H68ZM83 143H85L84 140H83ZM86 143H88V139H87V142H86ZM86 143H85V145H86V146H89V145H87ZM107 143H108V142H107ZM159 143H160V142H159ZM163 143H164V142H163ZM163 143H162V144H163ZM1 144H2V143H1ZM8 144H10V146L12 145L10 142H8ZM69 144H70V143H69ZM111 144H112V142H110V145H111ZM113 144H114V143H113ZM131 144H132V143H131ZM160 144H161V143H160ZM166 144H167V143H166ZM180 144H181V143H180ZM21 145H22V144H21ZM32 145H34V143H32ZM54 145H55V143H54ZM54 145H53V146H54ZM58 145H59V143H58ZM73 145H74V144H73ZM75 145H76V143H75ZM97 145H98V144H97ZM99 145H100V147H101V143H100ZM99 145H98V146H95V147H99ZM104 145H105L106 148L110 147V145L108 146L106 143H104ZM106 145H107V146H106ZM151 145H152V144H150V146H151ZM171 145H172V144H171ZM2 146H3V144H2ZM2 146H1V148H2ZM4 146H6V143L4 144ZM36 146H37V145H36ZM36 146L34 145V147H36ZM55 146H57V145H55ZM67 146H68V145H67ZM86 146H85V148H86ZM111 146H113V145H111ZM116 146L118 147V145H116ZM129 146H130V145H129ZM163 146H164V145H163ZM7 147H8V146H7ZM14 147H15V146H14ZM29 147H30V146L28 145V148H29ZM44 147L47 148L46 145H45V146L43 145V146H42V150H41V148H40V151H43V148H44ZM79 147H80V144H79ZM92 147H94V146H92ZM102 147H104V146H102ZM122 147H123V146H122ZM164 147H166V145H165ZM170 147H171V146H170ZM184 147H185V146H184ZM18 148H19V147H18ZM18 148L16 147L17 150H18ZM21 148H24V149H25V147H21ZM30 148H31V147H30ZM37 148H39V147L37 146ZM49 148H50V147H49ZM82 148H83V147L81 146V150H82ZM85 148L83 149L84 152H85ZM87 148H88V147H87ZM89 148H90V147H89ZM113 148H114V146H113ZM113 148L110 147V149H113ZM168 148H169V147H168ZM5 149H6V148H5ZM10 149H11V148H10ZM10 149H8V150H10ZM32 149H33V148H32ZM34 149H35V148H34ZM51 149H52V148H50V150H51ZM70 149H72V148H70ZM101 149H102V148H101ZM128 149H129V148H128ZM140 149H141V148H140ZM142 149H143V148H142ZM165 149H166V148H165ZM1 150H2V149H1ZM3 150H4V149H3ZM6 150H7V149H6ZM14 150H15V149H14ZM14 150H13V151H14ZM17 150H16V151H17ZM20 150H21V149H20ZM26 150H27V149H26ZM52 150H53V149H52ZM63 150H64V149H63ZM63 150L61 149L60 152H63L62 154H67V155H68V153H65V150H66V149H65L64 151H63ZM75 150H76V149H75ZM77 150H78V149H77ZM90 150H91V149H90ZM90 150H89V151H90ZM102 150H103V149H102ZM131 150H132V149H131ZM137 150H138V149H136V152H137ZM174 150H175V149H174ZM22 151H23V150H22ZM46 151H47V150H46ZM55 151L58 152L59 150L57 149V150H55ZM55 151H54V152H55ZM66 151L68 152V148H67ZM69 151H74V150H69ZM78 151H79V150H78ZM89 151H88L89 154H90L91 152H93V150L90 151V152H89ZM95 151H96V150H94V152H95ZM103 151L105 152V150H103ZM103 151H101V152H103ZM110 151H111V150H110ZM122 151H123V150H122ZM188 151H189V150H188ZM5 152H6V151H5ZM5 152H3V153H5ZM17 152H18V151H17ZM31 152H33V150H32ZM38 152H39V149H38ZM49 152H50V151H49ZM49 152H48V154H50ZM94 152H93V154H94ZM96 152H97V151H96ZM98 152H100V150H99ZM98 152H97V153H98ZM104 152H103V153H104ZM136 152H135V153H136ZM138 152H139V151H138ZM142 152H145V151H142ZM167 152H168V150H167ZM169 152H170V151H169ZM169 152H168V154H169ZM3 153L1 152L0 155L2 156ZM6 153H8V152H6ZM6 153H5V154H6ZM11 153H12V151H11ZM58 153H59V152H58ZM82 153H83V152H82ZM160 153L162 154V152H160ZM171 153H172V151H171ZM173 153H174V152H173ZM189 153H190V152H189ZM15 154H17V153H15ZM15 154H14V155H15ZM24 154H25V152H23V154L21 153V155H23V156H24ZM28 154H29V153H28ZM30 154H31V153H30ZM33 154H35V153L33 152ZM44 154H45V151H44ZM48 154H46L47 157L49 156ZM62 154H61V155H62ZM71 154H72V153H71ZM77 154H78V153H77ZM77 154H76V152H75V154H73V156L71 155V157H75ZM85 154H86V153H85ZM95 154H96V153H95ZM95 154H94V155H95ZM99 154H100V153H99ZM99 154H98V155H99ZM101 154H102V153H101ZM104 154H105V153H104ZM138 154L140 155V153H138ZM138 154H137V155H138ZM165 154H166V153H165ZM14 155H13V156H14ZM21 155H20V156H21ZM36 155H39V154L37 153ZM51 155H52V153H51ZM67 155H66V156L64 155V156L67 157ZM74 155H75V156H74ZM108 155H109V154H108ZM120 155H121V154H120ZM123 155H124V154H123ZM141 155H142V153H141ZM141 155H140V156H141ZM144 155H145V154H144ZM171 155H174V154H171ZM175 155H176V154H175ZM191 155H192V154H191ZM3 156H4V154H3ZM11 156H12V154H11ZM11 156H10V158H11ZM13 156H12V157H13ZM25 156H26V155H25ZM29 156H31V155H29ZM55 156H56V155H55ZM79 156H81V155L79 154ZM79 156H77V157H79ZM84 156H85V155H84ZM88 156H89V155H88ZM90 156H91V155H90ZM90 156H89V157H90ZM92 156H93V155H92ZM96 156H97V155H96ZM96 156H95V157H96ZM149 156H150V155H149ZM176 156H177V155H176ZM5 157H6V156H5ZM27 157H28V156H27ZM40 157H41V155H40ZM53 157H54V156H53ZM69 157H70V156H68V158H69ZM82 157H83V156L79 157V161H78L79 163H81V164H79L80 166H81L82 164L86 163V162H84V161H82V160H81L82 162H80V158H82ZM95 157H94V158H95ZM99 157H100V155H99ZM101 157H102V156H101ZM104 157H105V156H104ZM123 157H125V156H123ZM138 157H139V156H138ZM157 157H158V156H157ZM172 157H174V156H172ZM1 158H2V157H1ZM16 158H17V157H16ZM21 158H22V157H21ZM25 158H26V157H25ZM28 158H30V157H28ZM28 158H27V159H28ZM41 158H42V157H41ZM45 158H46V157H45ZM57 158H58V155H57ZM86 158H87V156H86ZM120 158H121V157H120ZM125 158H127V157H125ZM132 158H133V157H132ZM183 158H184V157H183ZM3 159H4V157H3ZM11 159H12V158H11ZM17 159H18V158H17ZM19 159H20V158H19ZM22 159H23V158H22ZM55 159H56V158H55ZM59 159H60V157H59ZM61 159L63 160L64 158L61 157ZM61 159H60V160H61ZM66 159H67V158H66ZM83 159H85V158L83 157ZM92 159H93V158H92ZM95 159H96V158H95ZM95 159H94V161H95ZM100 159H101V158H100ZM104 159H105V160H104ZM104 159L102 160L103 162L106 161V157H105ZM121 159H122V158H121ZM133 159L135 160V158H133ZM136 159H137V158H136ZM140 159H141V157H140ZM173 159H174V158H173ZM0 160H1V159H0ZM5 160H6V159H5ZM8 160L10 161V159H8ZM12 160H13V159H12ZM43 160H44V159H43ZM56 160H57V159H56ZM56 160H55V161H56ZM62 160H61V161H62ZM85 160H86V159H85ZM87 160H88V158H87ZM87 160H86V161H87ZM90 160H91V159H90ZM119 160H120V159H119ZM128 160H129V159H128ZM130 160H132V159L130 158ZM158 160L160 161V159H158ZM171 160H172V159H171ZM26 161H27V160H26ZM26 161H25V162H26ZM53 161H54V160H53ZM53 161H52V162H53ZM64 161H65V160H64ZM75 161H76V160H75ZM91 161H92V160H91ZM122 161H123V159H122ZM144 161H145V160H144ZM169 161H170V160H169ZM178 161H179V160H178ZM21 162H22V161H21ZM23 162H24V160H23ZM30 162H32V161H30ZM46 162H48V161H46ZM52 162H51V163H52ZM119 162H120V161H118V162H116V163H119ZM130 162H131V161H130ZM138 162H139V163H140V162H142V163H146V161L143 162V160H142V161H138ZM179 162H180V161H179ZM39 163H40V162H39ZM51 163H50V164H51ZM60 163H61V162H60ZM66 163H67V160H66ZM131 163H132V162H131ZM131 163H130V164H131ZM173 163H174V162H173ZM12 164H13V163H12ZM40 164H41V163H40ZM45 164H46V163H45ZM45 164H44V166H45ZM54 164H55V162H54ZM70 164H72V163H70ZM73 164H74V163H73ZM87 164H88V163H87ZM87 164H86V165H87ZM91 164H92V163H91ZM105 164L108 165V164H107V161L105 162ZM119 164H120V163H119ZM136 164H137V163H136ZM20 165H21V163H20ZM24 165H25V164H24ZM33 165H34V164H33ZM55 165H56V164H55ZM55 165H54V166H55ZM61 165L65 166L64 164H61ZM67 165H68V164H67ZM86 165H85V166H86ZM89 165H90V164H89ZM89 165H87V166L89 167ZM99 165H100V164H99ZM160 165H161V164H160ZM38 166H39V165H38ZM40 166H41V165H40ZM40 166H39V167H40ZM52 166H53V163H52ZM54 166H53V167H54ZM57 166H58V165H57ZM57 166H55V167H57ZM59 166H60V165H59ZM77 166H78V165H77ZM80 166H78V167H80ZM97 166H98V165H97ZM127 166H128V165H127ZM179 166H180V165H179ZM25 167H26V166H23V173H24V174H25V172H24V168H25ZM27 167H28V166H27ZM39 167H38V168H39ZM48 167H49V165L47 166V168H48ZM69 167H70V166H69ZM72 167H73V165H72ZM83 167H84V165L82 166V170H83ZM94 167H95V166H94ZM98 167H99V166H98ZM128 167H130V165H129ZM128 167H126V168H128ZM134 167H135V164H134ZM157 167H158V166H157ZM169 167H170V166H169ZM176 167H177V166H176ZM176 167H175V169H178V168H179V167H178V168H176ZM186 167H187V166H186ZM18 168H19V167H18ZM57 168H58V167H57ZM60 168H61V166H60ZM63 168H65V167H63ZM67 168H68V166H66V170H67ZM140 168H141V167H140ZM27 169H28V168H27ZM32 169H33V168H32ZM44 169H45V167H44ZM78 169H79V168H78ZM94 169H96V172H95V173L97 174V168H94ZM129 169H130V168H129ZM158 169H160V168H158ZM161 169H162V168H161ZM180 169H181V168H180ZM186 169H187V168H186ZM18 170H19V169H18ZM41 170H42V168H41ZM48 170H49V169H48ZM50 170H51V169H50ZM56 170H60V169H56ZM56 170H55L54 172H56ZM63 170H64V169H63ZM68 170H69V169H68ZM181 170H183V169H181ZM5 171H6V170H5ZM16 171H17V169H16ZM16 171H15V172H16ZM37 171H38V170H37ZM71 171H73V170H71ZM87 171H88V170H87ZM99 171H100V167H99ZM17 172H18V171H17ZM27 172H28V170H27ZM38 172H39V171H38ZM43 172H44V171H43ZM49 172H50V171H49ZM59 172H60V171H59ZM61 172H62V171H61ZM73 172H74V171H73ZM76 172H77V171H76ZM78 172H79V171H78ZM78 172H77V174H78ZM92 172H93V170H92ZM127 172H128V171H127ZM127 172H126V174H127ZM181 172L183 173V171H181ZM190 172H191V171H190ZM18 173H19V172H18ZM30 173H32V172L30 171ZM30 173H27V174H30ZM57 173H58V172H57ZM70 173H71V172H70ZM83 173L86 174L84 171H83ZM87 173H88V172H87ZM89 173L91 174L90 171H89ZM98 173H99V172H98ZM100 173H101V171H100ZM104 173H105V172H104ZM119 173H120V172H119ZM119 173H118V174H119ZM137 173H138V172H137ZM1 174H2V173H1ZM1 174H0V175H1ZM14 174L16 175V173H14ZM42 174H43V173H42ZM48 174H49V173H48ZM92 174L94 175V173H92ZM101 174H102V173H101ZM105 174H106V173H105ZM105 174H104V175H105ZM120 174H121V173H120ZM120 174H119V175H120ZM129 174H130V173H129ZM192 174H193V172H192ZM9 175H10V174H9ZM33 175H35V174H33ZM40 175H41V174H40ZM40 175H39V176H40ZM45 175H46V174L44 173V175H42V176H45ZM50 175H51V174H50ZM53 175H54V176H55V175H58V176H59V175H61V174L59 173V174H53ZM67 175H68V177H69V174H67ZM124 175H125V174H124ZM130 175H131V174H130ZM4 176H6V173L4 174ZM4 176H3V178H4ZM12 176H14V175H12ZM18 176H19V175H18ZM37 176H38V175H37ZM48 176H49V175H48ZM51 176H52V175H51ZM51 176H49V177H51ZM54 176H52V178H51L52 180L55 178ZM58 176H57V178H55V179L53 180L54 182H53V181H51V182H53L54 184H55V183H58L57 179H60V177H58ZM61 176H63V174H62ZM70 176H71V175H70ZM79 176H80V175H79ZM79 176H77V177H79ZM83 176H84V175H83ZM100 176H101V175H100ZM102 176H103V175H102ZM169 176H171V175H168V177H169ZM195 176H196V175H195ZM1 177H2V176H1ZM26 177H27V176H26ZM28 177H29V176H28ZM49 177H48V178H49ZM68 177H67V178H68ZM73 177H75V176H73ZM80 177H82V175H81ZM87 177H88V179L90 178V180H93L92 177H90L88 174H87ZM103 177H104V176H103ZM116 177H117V176H116ZM120 177H121V176H120ZM173 177H174V176H173ZM19 178H20V177H18V179H19ZM24 178H25V177H24ZM24 178H23V179H24ZM45 178H47V175H46ZM45 178H42V180L45 179ZM64 178H65V177H64ZM84 178H86V177L84 176ZM112 178H113V177H112ZM112 178H111V180H112ZM117 178H118V177H117ZM117 178H113V180L115 179V181H116ZM124 178H125V176H124ZM136 178H137V177H136ZM9 179H10V178H9ZM15 179H16V177H15ZM23 179H22V181H23ZM51 179H50V180H51ZM62 179H63V178H62ZM75 179L77 180V178H75ZM75 179H74V180H75ZM88 179H86V180H88ZM119 179H120V178H119ZM195 179H196V178H195ZM3 180H4V179H3ZM24 180H25V179H24ZM38 180H39V177H38ZM40 180H41V178H40ZM55 180H56V181H55ZM65 180H66V179H65ZM67 180H68V179H67ZM69 180H70V179H69ZM69 180H68V181H69ZM72 180H73V179H72ZM74 180H73L72 182H74V186H75V185H76L75 182L77 183V181H76V180L74 181ZM90 180H89V181H90ZM96 180H97V179H96ZM111 180H109V181H111ZM132 180L134 181V178H133ZM177 180L179 181V178H178ZM5 181H6V180H5ZM5 181L2 182V179H1V183H0L1 186H2V183H3V185H4V182H5ZM16 181H17V180H16ZM18 181H19V180H18ZM20 181H21V180H20ZM20 181H19V182H20ZM25 181H29V180H25ZM25 181H23V182H25ZM36 181H37V180H36ZM59 181H60V180H59ZM68 181H66V182L68 183V184H66V186L69 185V183H70V182H68ZM82 181H83L84 183L87 182V181L85 182L84 180H82ZM94 181H95V179H94ZM106 181H107V180H106ZM106 181H105V182H106ZM117 181H118V180H117ZM127 181H128V180H127ZM127 181H126V182H127ZM129 181H130V180H129ZM129 181H128V182H129ZM10 182H11V180H10ZM10 182H9V183H10ZM23 182H22V183H23ZM61 182H62V181H61ZM72 182H71V184H72ZM78 182H79V181H78ZM96 182H97V181H96ZM112 182L114 183V181H112ZM126 182H125V185H126ZM146 182H147V181H146ZM13 183H14V182H13ZM17 183H18V182H17ZM41 183H42V182H40V184H41ZM47 183H48V182H47ZM63 183H64V181H63ZM87 183H88V182H87ZM93 183H94V182H93ZM102 183H103V182H102ZM110 183H111V182H110ZM137 183H138V182H137ZM15 184H16V182H15ZM15 184H14V185H15ZM23 184L25 185V183H23ZM43 184H44V183H43ZM49 184H50V183H48V186H49ZM54 184H53V185H54ZM78 184L80 185V183H78ZM78 184H77V185H78ZM88 184H90V183H88ZM94 184L97 185L96 183H94ZM94 184H93V185H94ZM122 184H123V183H122ZM130 184H132V183L130 182ZM130 184H128V185H130ZM133 184H134V183H133ZM146 184H147V183H146ZM31 185H32V184H31ZM38 185H39V184H38ZM44 185H46V184H44ZM56 185H57V184H56ZM90 185H91V184H90ZM93 185H92V186H93ZM113 185H114V184H113ZM113 185H112V186H113ZM125 185H124V186H125ZM8 186H9V184H8ZM16 186H17V185H16ZM20 186H22V184H21ZM29 186H30V183H29ZM54 186H55V185H54ZM62 186H63V185H62ZM69 186H70V185H69ZM80 186H82V185H80ZM83 186H84V185H83ZM83 186H82V187H83ZM132 186H133V185H132ZM18 187H19V186H18ZM23 187H25V186H23ZM27 187H28V183H27ZM31 187H32V186H31ZM33 187H34V185H33ZM33 187H32V189H34ZM41 187H43V186H41ZM41 187L39 186L40 189H42ZM44 187H45V186H44ZM60 187H61V186H60ZM78 187H79V186H78ZM82 187H79V188H82ZM85 187L87 188L88 186L85 185ZM85 187H84V188H85ZM89 187H91V186H89ZM89 187H88V189H89ZM96 187L98 188V186H96ZM96 187H95V188H96ZM99 187H101V186H99ZM104 187H105V185H104ZM113 187H114V186H113ZM117 187H118V186H117ZM117 187H116V189H117ZM119 187H120V186H119ZM119 187H118V188H119ZM121 187H122V185H121ZM121 187H120V188H121ZM127 187H128V186H127ZM130 187H131V186H130ZM130 187H129V190H128L129 192H130V190H131ZM13 188H15V187H13ZM28 188H29V187H28ZM51 188H52V187H51ZM54 188H55V187H54ZM57 188L59 189V187H57ZM57 188H56V189H57ZM64 188H66L65 185H64ZM101 188L104 189L103 187H101ZM108 188H109V187H107V190H108ZM122 188H123V187H122ZM8 189H9V188H8ZM11 189H12V188H11ZM30 189H31V188H30ZM45 189H46V188H45ZM48 189H50V186H49ZM58 189H57V190H58ZM62 189H63V188H62ZM67 189H68V188H67ZM70 189H71V188H70ZM70 189H69V190H70ZM77 189H78V188H77ZM88 189H87V190H88ZM102 189H101V190H102ZM125 189H126V188H125ZM159 189H161V188H159ZM4 190H5V188H4ZM13 190H15V189H13ZM17 190H18V191H19V190L22 191L23 189H21V187H20V189L17 188ZM24 190H26V189L24 188ZM35 190H36V188L34 189V191H35ZM37 190H38V189H37ZM37 190H36V191H37ZM43 190H44V189H43ZM50 190H51V189H50ZM69 190H68V191H69ZM107 190L102 191V193L104 192V193L106 194V191H107ZM111 190H112V189H111ZM126 190H127V189H126ZM132 190H134V189H132ZM39 191H40V190H39ZM39 191H37V192H39ZM51 191H52V190H51ZM53 191H56V190L54 189ZM60 191H61V190H60ZM60 191H59V192H60ZM63 191L66 193L65 190H62L61 193H62ZM68 191H67V192H68ZM85 191H86V189H85ZM90 191H91V190H90ZM122 191H123V190H122ZM122 191H121V192H122ZM136 191H137V188H136ZM136 191H135V193H136ZM142 191H143V189H142ZM25 192H26V191H25ZM27 192H28V191H27ZM37 192H36V194H37ZM42 192H43V191H42ZM74 192H76V194H78L79 191L77 192V191L74 190ZM123 192H124V191H123ZM126 192H127V191H126ZM144 192H145V191H144ZM17 193H18V192H17ZM19 193H20V191H19ZM32 193H33V192H32ZM46 193H47V191H46ZM50 193H51V192H50ZM50 193H48V194H50ZM52 193H53V192H52ZM52 193H51V194H52ZM56 193H58V191L54 192V194H56ZM61 193H59L58 195H61ZM104 193H103L102 195H105ZM107 193H108V192H107ZM110 193H111V192H110ZM110 193H109V195H110ZM119 193H120V192H119ZM137 193H138V195H139V192H137ZM141 193H142V192H140V194H141ZM145 193H146V192H145ZM0 194H1V193H0ZM28 194H29V193H28ZM63 194H64V193H63ZM76 194H75V196H76ZM91 194H92V193H91ZM91 194H90V195H91ZM126 194H127V193H126ZM142 194H143V193H142ZM148 194H149V193H148ZM20 195H21V193H20ZM26 195H27V194H26ZM38 195H39V194H38ZM45 195H46V194H45ZM58 195H57V196H58ZM64 195H65V194H64ZM85 195H87V194H85ZM93 195H94V194H93ZM115 195H116V194H115ZM115 195H114V196H115ZM117 195H119V194H117ZM127 195H128V194H127ZM134 195H136V194H134ZM150 195H151V194H150ZM152 195H153V194H152ZM32 196H33V195H32ZM34 196H35V193H34ZM36 196H37V195H36ZM49 196L51 197V196H53V194H52V195H49ZM55 196H56V195H55ZM65 196H66V195H65ZM80 196H81V195H80ZM120 196H121V195H120ZM19 197H20V196H19ZM22 197H23V196H22ZM29 197H31V195H29ZM29 197H28V198H29ZM53 197H54V196H53ZM53 197H52V198H53ZM63 197H64V196H63ZM86 197H87V196H86ZM88 197H89V195H88ZM98 197H99V196H98ZM98 197H97V199H99ZM125 197H127V196H125ZM131 197H132V195H131ZM131 197H129V198L127 197V198H128L129 200H131ZM134 197H135V196H134ZM137 197L140 198L141 196H140V197L137 196ZM149 197H150V196H149ZM54 198H55V197H54ZM54 198H53V199H54ZM60 198H62V197L60 196ZM68 198H69V197H68ZM70 198H71V197H70ZM72 198L74 199V193H73V197H72ZM77 198H78V197H77ZM102 198H103V197H102ZM102 198H101V199H102ZM108 198H109V196H108ZM120 198H121V197H120ZM138 198H137V199H138ZM16 199H18V198H16ZM22 199H23V198H22ZM25 199H26V198H25ZM25 199H24V200H25ZM32 199H33L32 201H34L35 197H33ZM64 199L66 200L65 197L63 198V200H64ZM88 199H89V198H88ZM101 199H100V200H101ZM104 199H105V197H104ZM106 199H107V198H106ZM117 199H118V198H117ZM137 199H136V200H137ZM27 200H28V199H27ZM27 200H26V201H27ZM29 200H30V199H29ZM63 200H62V201H63ZM83 200H84V199H83ZM83 200H82V201H83ZM112 200H114V198H113ZM129 200H128V201H129ZM134 200H135V199L133 198V201H134ZM150 200H151V199H150ZM15 201H16V200H15ZM17 201H18V200H17ZM22 201H23V200H22ZM26 201H25V202H26ZM30 201H31V200H30ZM30 201H29V202H30ZM32 201H31L30 203H32ZM45 201H46V200H45ZM53 201H54V200H53ZM53 201H52V202H53ZM55 201H56V200H55ZM55 201H54V203H55ZM57 201L60 202V200H58V199H57ZM131 201H132V200H131ZM140 201L142 202L141 198H140ZM185 201H186V200H185ZM29 202H28V203H29ZM34 202H35V201H34ZM66 202H67V200H66ZM66 202H64V203H66ZM70 202H71V199H70ZM72 202L74 203V201H72ZM83 202H84V201H83ZM97 202H99V201L97 200ZM138 202H139V201H138ZM141 202H140V204H141ZM144 202H145V200L143 201V203H144ZM19 203H23V202H19ZM49 203H50V202H49ZM76 203H77V202H75L74 204H76ZM78 203H79V202H78ZM116 203H117V202H116ZM116 203H115V204H116ZM130 203H132V202H130ZM130 203H128V204H130ZM145 203H147V202H145ZM7 204H8V203H7ZM15 204H16V203H15ZM50 204H51V203H50ZM50 204H48V206H49ZM71 204H72V203H69V206H71ZM79 204H80V203H79ZM87 204H88V202H87ZM87 204L84 205V209H85V206H86V207L88 206ZM97 204H98V203H97ZM99 204H100V203H99ZM104 204H105V203H104ZM121 204H122V203H120V205H121ZM137 204H139V203H137ZM8 205H10V201H9V204H8ZM21 205H22V204H20L19 207H20ZM30 205L32 206V204H30ZM51 205H52V204H51ZM54 205H56V204H54ZM60 205H61V204H59L58 206H60ZM63 205H64V204H63ZM100 205H101V204H100ZM100 205H99V206H100ZM102 205H103V203H102ZM126 205H127V204H126ZM131 205H132V204H131ZM134 205H136V204H134ZM134 205H133V206H134ZM181 205H182V203H181ZM191 205H192V204H191ZM10 206H11V205H10ZM26 206H27V205H26ZM39 206H40V205H39ZM58 206H57V209L59 208ZM65 206H66V205H65ZM80 206H81V207L78 206V209H79V208H82V205H80ZM93 206H94V205H93ZM96 206H97V205H96ZM133 206H132V207H133ZM136 206H137V205H136ZM188 206H190V205H188ZM16 207H17V206H16ZM19 207H18V208H19ZM23 207H24V206H23ZM50 207H51V206H50ZM54 207H55V206H54ZM88 207H89V206H88ZM102 207H103V206H102ZM124 207H125V206H124ZM129 207H130V205H129ZM190 207H191V206H190ZM194 207H195V206H194ZM196 207H197V206H196ZM10 208H11V207H10ZM62 208H63V206H62ZM64 208H66V207H64ZM71 208H72V207H71ZM76 208H77V207H76ZM104 208H105V207H104ZM108 208H110V207L108 206ZM119 208H120V207H119ZM20 209H21V207H20ZM68 209L70 210V208H68ZM72 209H73V208H72ZM78 209H77V210H78ZM95 209H96V207H95ZM115 209H116V208H115ZM132 209H133V208H131L130 211H131ZM189 209H190V208H189ZM25 210H26V209H25ZM39 210H40V209H39ZM42 210H44V209H42ZM62 210H63V209H62ZM98 210H99V209H98ZM98 210H97V211H98ZM190 210H192V209H190ZM194 210H195V211H194ZM194 210H193V211L196 212V209H194ZM19 211H20V210H19ZM44 211H45V210H44ZM73 211H74V210H73ZM75 211H76V210H75ZM87 211H88V210H87ZM106 211H107V210H106ZM113 211H114V210H113ZM113 211H112V212H113ZM130 211H129V212H130ZM186 211H187V210H186ZM186 211H185V213H187ZM22 212H24V211H22ZM41 212H42V211H41ZM41 212H40V213H41ZM48 212H49V211H48ZM58 212H59V211H58ZM58 212H57V213H58ZM60 212H61V210H60ZM62 212H63V211H62ZM64 212H66V210H65ZM67 212H68V211H67ZM70 212H71V211H70ZM82 212H83V211H82ZM107 212H108V211H107ZM112 212H111V213H112ZM189 212H190V211H189ZM42 213H43V212H42ZM72 213H73V212H72ZM72 213H71V214H72ZM80 213H81V212H80ZM90 213H91V212H90ZM115 213H117V212H114V214H115ZM125 213H128V212H126V210H125ZM190 213H191V212H190ZM202 213H203V212H202ZM205 213H206V211H205ZM257 213H258V212H257ZM12 214H13V213H12ZM15 214H16V213H15ZM18 214H20V213H18ZM46 214H47V213H46ZM51 214H54V212L52 211ZM67 214H70V213H67ZM88 214H89V213H88ZM120 214H122V212H121ZM193 214H194V213H193ZM196 214H197V213H196ZM198 214H199V213H198ZM200 214H201V213H200ZM200 214H199V215H200ZM252 214H253V213H252ZM252 214H251V215H252ZM255 214H256V213H255ZM58 215H59V214H58ZM58 215H56V216H58ZM115 215H116V214H115ZM115 215H114V217H115ZM187 215H188V214H187ZM190 215H191V214H190ZM199 215H198V216H199ZM204 215H205V214H204ZM259 215H260V214H259ZM13 216H14V215H13ZM53 216H54V215H53ZM89 216H92V215H89ZM116 216H117V215H116ZM119 216H123V215H119ZM119 216H118V218H119ZM167 216H168V215H167ZM196 216H197V215H196ZM198 216H197V217H198ZM200 216H202V215H200ZM212 216H213V214H212ZM215 216H216V215H214V217H215ZM261 216H264V215H261ZM37 217H38V216H37ZM43 217H44V215H43ZM54 217H55V216H54ZM54 217H53V218H54ZM72 217H73V216H72ZM83 217H84V213H83ZM83 217H82V218H83ZM125 217H126V216H125ZM176 217H177V216H176ZM187 217H188V216H187ZM190 217L192 218V215H191ZM190 217H189V218H190ZM50 218H51V217H50ZM53 218H52V219H53ZM82 218H81V219H82ZM111 218H113V217H111ZM111 218H110V219H111ZM122 218H123V217H122ZM126 218H127V217H126ZM138 218H139V217H138ZM194 218H195V217H194ZM194 218H193V219H194ZM215 218H217V216H216ZM219 218H220V217H219ZM241 218H242V217H241ZM241 218H240V219H241ZM244 218H246V217H244ZM248 218H249V217H248ZM250 218H251V217H250ZM39 219H40V220H44V219H41V215H40V218H39ZM39 219H38V220H39ZM57 219H58V218H57ZM70 219H71V218H70ZM89 219H90V218H89ZM93 219H94V218H93ZM120 219H121V218H120ZM124 219H125V218H124ZM124 219H122V220H124ZM136 219H137V218H136ZM140 219H141V217H140ZM171 219H172V217H171ZM175 219H176V218H175ZM185 219H186V218H185ZM198 219H201V218L198 217ZM210 219H211V222H213L212 220H213L214 218H213V219L210 218ZM232 219H233V218H232ZM242 219H243V218H242ZM246 219H247V218H246ZM50 220H51V219H50ZM50 220H49V218H48V221H50ZM55 220H56V218H55ZM73 220H75V219L73 218ZM85 220H86V219H85ZM90 220H91V219H90ZM107 220H108V219H106V221H107ZM129 220H130V219H129ZM129 220H128V221H129ZM131 220H132V219H131ZM131 220H130V221H131ZM141 220H142V219H141ZM145 220H146V219H145ZM150 220H151V219H150ZM168 220H169V219H168ZM190 220H191V219H190ZM190 220H188V221H190ZM201 220H202V219H201ZM207 220H208V219H207ZM248 220H249V219H248ZM44 221H45V220H44ZM53 221H54V220H53ZM96 221H97V220H96ZM96 221H95V222H96ZM109 221H110V220H109ZM130 221H129V222H130ZM135 221H137V220H135ZM138 221H140V220H138ZM146 221H147V220H146ZM146 221H145V224H146ZM154 221H155V220H154ZM154 221H151V222L153 223ZM186 221H187V220H186ZM217 221H218V220H216V222H217ZM241 221H243V220H241ZM245 221H246V220H245ZM245 221H244V222H245ZM8 222H9V221H8ZM88 222H89V220H88ZM147 222H148V224L151 223V222H149V221H147ZM194 222H195V221H194ZM194 222H193V224H194ZM207 222H208V221H207ZM214 222H215V221H214ZM218 222H219V221H218ZM218 222H217V225L219 224ZM225 222H226V221H224L223 223L226 224L227 222H226V223H225ZM239 222H240V221H239ZM246 222H247V221H246ZM47 223L49 224V222H47ZM57 223H58V222H57ZM80 223H81V220H80ZM96 223H97V222H96ZM98 223H99V222H98ZM106 223H107V222H106ZM118 223H119V222H118ZM118 223H117V224H118ZM178 223H179V222H178ZM204 223H205V222H204ZM221 223H222V221H221ZM229 223H230V221H229ZM229 223H227V225H228ZM236 223H238V222H236ZM249 223L251 224V222L248 221L247 224H249ZM9 224H10V223H9ZM48 224H46L47 227H48ZM59 224H60V223H59ZM59 224H58V225H59ZM71 224H73V223H71ZM84 224H85V223L83 222V224H82L83 227H84ZM90 224H92V223H90ZM107 224H108V223H107ZM107 224H105V225H107ZM117 224H115V225H117ZM120 224H121V222H120ZM128 224H129V223H128ZM128 224H127V225H128ZM130 224H133L132 221H131ZM130 224H129V226H130ZM136 224L139 225V222H138V223L136 222ZM153 224H154V223H153ZM155 224H156V223H155ZM186 224H187V223H186ZM191 224H192V223H191ZM201 224H202V222H201ZM205 224H206V223H205ZM207 224H208V227H210V226H209V223H207ZM230 224H231V223H230ZM233 224H235V223L233 222ZM240 224H241V223H240ZM244 224H246V223H244ZM247 224H246V225H247ZM250 224H249V225H250ZM255 224H256V222H255ZM257 224H258V223H257ZM50 225H51V223H50ZM62 225H63V224H62ZM77 225H78V224H77ZM124 225H125V224H124ZM124 225H123V226H124ZM149 225H150V224H149ZM212 225H213V224H212ZM222 225H223V224H222ZM249 225H248V226H249ZM259 225H260V224H259ZM55 226H56V225H55ZM63 226H64V225H63ZM89 226H90V225H89ZM92 226H93V225H92ZM94 226H95V225H94ZM94 226H93V227H94ZM96 226H97V225H96ZM132 226H133V225H132ZM143 226H144V223H143ZM143 226H142V228H143ZM151 226H152V225H150V227H151ZM194 226H195V225H194ZM202 226H203V225H202ZM219 226H220V225H219ZM224 226H225V225H223V227H224ZM231 226H234V225H231ZM244 226H245V225H244ZM256 226H257V225H256ZM256 226H255V227H256ZM52 227H53V226H52ZM59 227H60V225H59ZM77 227H78V226H77ZM77 227H76V228H77ZM111 227H112V226H111ZM119 227H120V225H119ZM140 227H141V226H140ZM147 227H148V226H147ZM153 227H154V226H153ZM153 227H152V228H153ZM213 227H214V226H213ZM215 227H216V226H215ZM215 227H214V228H215ZM221 227H222V226H221ZM227 227H228V226H227ZM242 227H243V224H242ZM259 227H260V226H259ZM259 227H258V228H259ZM42 228H43V227H42ZM55 228H56V227H55ZM63 228H65V226H64ZM81 228H82V227H81ZM100 228H101V227H100ZM104 228H105V227H104ZM126 228H127V227H126ZM144 228H145V227H144ZM152 228H151V229H152ZM196 228H198V227H196ZM196 228H195V229H196ZM204 228H206V227H204ZM214 228H213V229H214ZM232 228H233V227H232ZM237 228H238V227H237ZM17 229H18V228H17ZM52 229H53V228H52ZM66 229H68V228H66ZM69 229H71V230H70V233H71L72 228H69ZM73 229H74V228H73ZM77 229H78V228H77ZM88 229H89V228H88ZM115 229H116V228H115ZM123 229H124V228H123ZM139 229H140V228H139ZM147 229H148V228H147ZM198 229H200V228H198ZM207 229L209 230L210 228H207ZM220 229H221V228H220ZM222 229H226V228H222ZM228 229H229V227H228ZM228 229H226L227 231H226V230H223L225 233L227 232L226 237L229 235V234H228V231H229ZM230 229H231V228H230ZM235 229H236V228H235ZM53 230H54V229H53ZM80 230H82V229H80ZM98 230H99V229H98ZM127 230L129 231V229H127ZM136 230H137V229H136ZM136 230H134V231H136ZM143 230H145V229H143ZM183 230H184V229H183ZM203 230H204V229H203ZM205 230H206V229H205ZM211 230H212V227H211ZM252 230H253V229H252ZM256 230H257V229H256ZM258 230L260 231V229H258ZM262 230H264V229H262ZM17 231H18V230H17ZM65 231H66V230H64V232H65ZM74 231H76V230L74 229ZM77 231H78V230H77ZM103 231H104V229H103ZM114 231H115V230H114ZM201 231H202V230H201ZM209 231H210V230H209ZM212 231H213V230H212ZM214 231H218V230H216V228H215ZM230 231H231V230H230ZM238 231H239V229H238ZM79 232H80V231H79ZM88 232H89V231H88ZM112 232H113V231H112ZM112 232H111V233H112ZM131 232H133V230H132ZM140 232H142V229H140ZM198 232H199V231H198ZM231 232H232V231H231ZM231 232H230V234H231V236H232L233 234H232ZM236 232H237V230H236ZM236 232H235V233H236ZM241 232H242V231H241ZM65 233H67V231H66ZM65 233H64V234H65ZM75 233H76V232H75ZM75 233H74V234H75ZM77 233H78V232H77ZM84 233H86V232H84ZM101 233H102V232H101ZM115 233H116V232H115ZM121 233H122V232H121ZM145 233H146V232H145ZM193 233H196L195 235H197V232H193ZM202 233H203V232H202ZM202 233H201V234H202ZM206 233H208V231H207ZM210 233H211V231L209 232V234H210ZM213 233L215 234V232H213ZM220 233H221V232H220ZM262 233H264V232H262ZM15 234H16V233H15ZM44 234H45V232L43 233V235H44ZM61 234H63V233L61 232ZM67 234H69V233H67ZM72 234H73V233H72ZM82 234H83V233H82ZM142 234H144V233H142ZM149 234H151V232H150ZM149 234H148V235H149ZM186 234H187V233H186ZM201 234H200V235H201ZM211 234H212V233H211ZM214 234H213V235H214ZM239 234H241V233H239ZM251 234H252V232H251ZM255 234H256V233H255ZM255 234H254V235H255ZM49 235H50V234H49ZM84 235H85V234H84ZM129 235H130V234H129ZM144 235H145V234H144ZM198 235H199V234H198ZM200 235H199V236H200ZM203 235H204V233H203ZM207 235H208V234H207ZM216 235H217V233H216ZM216 235H215V236H216ZM252 235H253V234H252ZM35 236H36V235H35ZM47 236H48V234H47ZM53 236H54V234H53ZM56 236H57V235H56ZM56 236H55V237H56ZM74 236H75V235H73V237H74ZM85 236H87V235H85ZM118 236H119V235H118ZM188 236H189V235H188ZM193 236H194V235H193ZM199 236H198V237H199ZM218 236H219V235H218ZM233 236H234V235H233ZM236 236H237V235H236ZM250 236H251V235H250ZM255 236H256V235H255ZM255 236H254V237H255ZM32 237H33V236H32ZM43 237H44V236H43ZM87 237H88V236H87ZM100 237H101V236H100ZM100 237H99V238H100ZM142 237H144V236L142 235ZM186 237H187V236H186ZM189 237H190V236H189ZM205 237H206V238H205ZM210 237H211V236H210ZM220 237H221V236L218 237V240L220 239ZM246 237H247V236H246ZM258 237H259V235H257V238H258ZM260 237H261V236H260ZM262 237H264V236H262ZM262 237H261V238H262ZM53 238H54V237H53ZM85 238H86V237H85ZM112 238H113V237H112ZM178 238H179V237H178ZM183 238H184V237H183ZM190 238H191V237H190ZM195 238H196V237H195ZM204 238L207 239L206 234H205ZM204 238H203V241H205ZM212 238H213V237H212ZM215 238H216V237H215ZM221 238L223 239L224 237L222 236ZM238 238H239V236H238ZM248 238H250V237H248ZM248 238H247L246 240H248ZM251 238H252V241H253L254 238H253V237H251ZM257 238H255V239L257 240ZM21 239H22V238H21ZM76 239H77V238H76ZM81 239H82V238H81ZM127 239H128V237H127ZM180 239H181V238H180ZM184 239H185V238H184ZM197 239H198V238H197ZM209 239H210V238H208L207 240H208V243H209L210 245H211L214 241H216V240L214 239V241H213L212 243H210L211 241L209 242ZM216 239H217V238H216ZM222 239H221V240H222ZM48 240H50V239H48ZM122 240H123V239H122ZM189 240H190V239H189ZM201 240H202V239H201ZM210 240H211V239H210ZM212 240H213V239H212ZM258 240H259V242H260V240H261V242L264 243V241H262V239H259V238H258ZM0 241H1V240H0ZM59 241H60V239H59ZM73 241H74V240H73ZM85 241H87V239H86ZM113 241H114V240H113ZM115 241H116V240H115ZM126 241H127V240H126ZM177 241H178V240H177ZM182 241H184V240L182 239ZM191 241H192V240H191ZM191 241H190V244H189L190 246L193 245V244H191ZM194 241H195V240H194ZM194 241H193V242H194ZM197 241H198V240H197ZM199 241H200V240H199ZM203 241H200V242H203ZM225 241H226V240H225ZM225 241H224V242H225ZM236 241H237V240H236ZM236 241H235V242H236ZM239 241H240V238H239ZM239 241H238V242H239ZM48 242H49V241H48ZM64 242H65V241H64ZM78 242H79V241H78ZM82 242H83V239H82ZM195 242H196V241H195ZM200 242H196V244H197V243H200ZM218 242H219V241H218ZM226 242H227V241H226ZM238 242H236L237 244L234 243V244L236 245V247H234V246H235V245H234L233 248H236V249L238 248L237 246H238V244L240 243V242H239V243H238ZM69 243H70V242H69ZM72 243H73V242H72ZM79 243H80V242H79ZM94 243H95V242H94ZM116 243H117V242H116ZM121 243H122V241H121L120 243L118 242V244L120 245V247H121V245H123V244H121ZM124 243H125V242H124ZM126 243H127V242H126ZM148 243H149V242H148ZM150 243H151V241H150ZM175 243H176V245H177V242H174L173 244H175ZM183 243H185V242H183ZM187 243H189V242H187ZM187 243H186V245L188 246ZM205 243H207V242H205ZM216 243H217V242H216ZM249 243H252V242H249V241H248V244H249ZM82 244H83V243H82ZM96 244H97V243H96ZM108 244H109V242H108ZM146 244H147V243H146ZM151 244H152V243H151ZM222 244H223V243H222ZM245 244H246V243H245ZM248 244H247V245H248ZM254 244H255V243H254ZM257 244H258V243H257ZM68 245H71V244H68ZM74 245H75V244H74ZM114 245H116V244H114ZM126 245H127V244H126ZM138 245H140L141 247L144 246V245H141V244H138ZM147 245H148V244H147ZM171 245H172V244H171ZM176 245L174 246L175 248H176ZM197 245L201 246L200 244H197ZM197 245H196V246H197ZM202 245H204V244H202ZM205 245H206V244H205ZM217 245H218V244H217ZM225 245L227 246L228 244L225 243ZM225 245H223V246L226 247ZM232 245H233V244H232ZM240 245H241V243H240ZM260 245H262V244L260 243ZM72 246H73V245H72ZM72 246H71V247H72ZM84 246H85V243H84ZM159 246H160V245H159ZM165 246H166V245H165ZM165 246H164V247H165ZM178 246H179V245H178ZM183 246H184V245H183ZM183 246H182L181 248H184ZM196 246L194 245L193 247L196 248ZM71 247H70V248H71ZM151 247H152V246H151ZM151 247H150V248H151ZM170 247H171V246H170ZM172 247H173V245H172ZM191 247H192V246H191ZM197 247H198V246H197ZM227 247H228V246H227ZM227 247H226V248H227ZM240 247H241V246H240ZM257 247H258V246H257ZM261 247H262V246H261ZM67 248H68V247H67ZM67 248H66V249H67ZM70 248H69V249H70ZM113 248L115 249L114 246H113ZM126 248H127V246H126ZM143 248H148V247H143ZM160 248H161V247H160ZM178 248H180V246H179ZM178 248H177V250H178ZM188 248H190V247H188ZM233 248H232V249H233ZM241 248H242V247H241ZM244 248H245V247H244ZM255 248H256V247H255ZM255 248H254V249H255ZM258 248H259V247H258ZM66 249H65V250H66ZM69 249H68V250H69ZM102 249H103V247H102ZM138 249H139V248H138ZM152 249H153V248H152ZM152 249H150V250H152ZM165 249H166V248H165ZM197 249H199V248H197ZM205 249H206V248H205ZM259 249H260V248H259ZM261 249H262V248H261ZM68 250H67V251H68ZM78 250H79V249H78ZM118 250H119V249H118ZM118 250H116V251H118ZM120 250H121V248H120ZM120 250H119V251H120ZM124 250H125V248H124ZM141 250H142V248H141ZM168 250H169V247H168ZM189 250H190V249H189ZM214 250H215V249H214ZM248 250H250V249H248ZM251 250H252V249H251ZM255 250H256V249H255ZM70 251H71V250H70ZM70 251H68V253H69ZM73 251H74V250H73ZM80 251H81V249H80ZM83 251H84V250H83ZM147 251L150 252L149 250H147ZM152 251H153V250H152ZM160 251H161V250H160ZM164 251H165V250H164ZM164 251H162V252H164ZM186 251H188V249H187ZM233 251H234V249H233ZM240 251H241V250H240ZM21 252H22V250H21ZM37 252H38V251H37ZM37 252H36V253H37ZM122 252H123V251H122ZM124 252H125V251H124ZM138 252H139V251H138ZM166 252L168 253V251H165L164 254H165ZM169 252H170V251H169ZM181 252H182V249H181ZM215 252H217V251H215ZM220 252H222V251H220ZM223 252H224V251H223ZM244 252H245V251H244ZM98 253H99V252H98ZM140 253H141V252H140ZM146 253H147V252H146ZM183 253H186V252H182V253L180 254V256H181ZM189 253H190V252H189ZM235 253H236V252H235ZM258 253H259V250H258ZM66 254H67V253H66ZM120 254H121V252H120ZM120 254H118V255H120ZM124 254H125V253H124ZM124 254L122 253V255H124ZM144 254H145V253H144ZM150 254H151V253H150ZM161 254H162V253H161ZM186 254H187V253H186ZM249 254H250V253H249ZM251 254H252V253H251ZM256 254H257V253H256ZM262 254H264V253H261V254H259V255H261V257L264 258V256H262ZM126 255H128V253H127ZM137 255H138V254H137ZM155 255H156V254H155ZM177 255H178V254H177ZM183 255H184V254H183ZM187 255H188V254H187ZM187 255H186V256H187ZM190 255H191V254H190ZM233 255H234V254H233ZM245 255H246V254H245ZM150 256H151V255H150ZM150 256L147 255L146 257H150ZM153 256H154V255H153ZM172 256H173V254H172ZM180 256H179V257H180ZM186 256H184V257H186ZM188 256H189V255H188ZM188 256H187V258L190 257V256H189V257H188ZM191 256H192V255H191ZM206 256H207V255H206ZM247 256H248V255H247ZM247 256H246V257H247ZM249 256H250V255H249ZM251 256H252V255H251ZM253 256H254V254H253ZM257 256H258V254H257ZM123 257H124V256H123ZM126 257H128V259H129V255L126 256ZM156 257H157V256H156ZM192 257H193V256H192ZM211 257H212V256H211ZM220 257H221V256H220ZM255 257H256V256H254V258H255ZM130 258H134L133 260L136 261V259H135L136 257H130ZM143 258H144V255H143ZM152 258H153V257H152ZM165 258H166V257H165ZM190 258H191V257H190ZM206 258H208V257H206ZM238 258H239V257H238ZM241 258H242V257H241ZM241 258H240V260H242ZM24 259H25V258H24ZM138 259L141 260V256H140V258L138 257ZM181 259H182V258H181ZM184 259L186 260V258H184ZM184 259H182V260H184ZM201 259H202V261H203V258H201ZM247 259H248V257H247ZM247 259H246V260H247ZM252 259H253V258H252ZM257 259H258V258H257ZM257 259H256V260H257ZM259 259H261V258H259ZM59 260H60V259H59ZM79 260H80V259H79ZM125 260H126V259H125ZM130 260H131V259H130ZM142 260H143V259H142ZM147 260H148V259H147ZM158 260H159V259H158ZM182 260H181V262H182ZM193 260H194V259H193ZM227 260H228V259H227ZM227 260H226V262H224V261H223V262H224V263H228ZM233 260H234V257H233ZM240 260H239V261H240ZM243 260H245V259H243ZM249 260H250V258H249ZM249 260H248V261H249ZM256 260H255V261H256ZM138 261H139V260H138ZM143 261H145V260H143ZM189 261H190V260H188V262H189ZM206 261H207V260L205 259L204 262H206ZM208 261H210V260H208ZM248 261H247V262H248ZM258 261H260V260H258ZM261 261H262V260H261ZM92 262H93V261H92ZM136 262H137V261H136ZM249 262H251V260H250ZM253 262H254V260H253ZM253 262H252L251 264H254ZM50 263H51V262H50ZM131 263L134 264L135 262L132 261V262H130V264H131ZM137 263H138V262H137ZM139 263L141 264L140 261H139ZM153 263H156V261L154 262V260H153ZM199 263H200V262H199ZM219 263H220V262H219ZM243 263L246 264L245 262H243ZM255 263H256V262H255ZM257 263H258V262H257ZM257 263H256V264H257ZM261 263H262V262H261ZM61 264H62V263H61ZM180 264H181V263H180ZM188 264H189V263H188ZM190 264H191V261H190ZM196 264H197V263H196ZM232 264H233V263H232ZM234 264H237V263H234ZM239 264H241V263L239 262ZM258 264H259V263H258Z\"/></svg>", "mask_w": 264, "mask_h": 264}]
</instances>
